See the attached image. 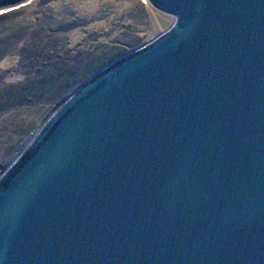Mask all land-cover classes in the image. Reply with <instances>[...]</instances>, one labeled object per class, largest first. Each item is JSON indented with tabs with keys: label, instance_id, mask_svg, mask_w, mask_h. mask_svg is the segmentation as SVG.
<instances>
[{
	"label": "water",
	"instance_id": "95a60500",
	"mask_svg": "<svg viewBox=\"0 0 264 264\" xmlns=\"http://www.w3.org/2000/svg\"><path fill=\"white\" fill-rule=\"evenodd\" d=\"M145 2L0 173V264H264V0Z\"/></svg>",
	"mask_w": 264,
	"mask_h": 264
},
{
	"label": "trees",
	"instance_id": "16d2710c",
	"mask_svg": "<svg viewBox=\"0 0 264 264\" xmlns=\"http://www.w3.org/2000/svg\"><path fill=\"white\" fill-rule=\"evenodd\" d=\"M20 9L0 15V169L71 92L128 52L73 46L70 34L81 26L73 14L57 15L39 4L27 18ZM134 40L126 44L131 49L139 46ZM7 61L15 66L4 68Z\"/></svg>",
	"mask_w": 264,
	"mask_h": 264
},
{
	"label": "rangeland",
	"instance_id": "374dc122",
	"mask_svg": "<svg viewBox=\"0 0 264 264\" xmlns=\"http://www.w3.org/2000/svg\"><path fill=\"white\" fill-rule=\"evenodd\" d=\"M39 4L48 12L61 16L73 14L74 18L80 19L81 26L70 34L73 46H92L105 52L116 46L130 51L131 47L126 45L130 39H135L141 46L172 24L170 17L154 11L145 0H33L22 7L27 10V18L38 10ZM8 61L4 68L15 66V62Z\"/></svg>",
	"mask_w": 264,
	"mask_h": 264
}]
</instances>
